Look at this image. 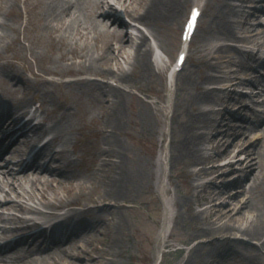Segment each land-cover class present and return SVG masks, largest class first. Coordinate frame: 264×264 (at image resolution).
<instances>
[{
  "label": "bare ground",
  "instance_id": "6f19581e",
  "mask_svg": "<svg viewBox=\"0 0 264 264\" xmlns=\"http://www.w3.org/2000/svg\"><path fill=\"white\" fill-rule=\"evenodd\" d=\"M195 1L0 0V144L6 141L0 150V221L6 223L0 226V264H122L116 256L126 255V248L111 251L97 226L103 224L105 232L119 228L123 212L137 208L132 201L125 204L133 182L122 159L125 149L119 144L99 148L97 168L107 182L101 193L88 197L90 204L79 206V197L85 195L84 176L97 168L79 169L78 158L71 157L77 151L72 134L81 125L75 124V109L61 90L92 88V101L113 106L103 132L107 127L120 129L122 101L132 87L140 89L139 82L156 73L159 63L152 59L153 46L167 50L157 38L158 29L179 22ZM214 1L197 50L207 72L198 80L188 74L179 85L174 82L168 159L180 163L176 176L186 189L172 204L184 206L183 219L190 220L191 230L182 240L194 241L176 264H228L235 256L244 264L245 256L253 260L264 248V127L256 139L246 133L264 120V99L258 114L253 91L238 90L259 85L258 95H264V5L256 3L259 0ZM122 13L139 25L126 22ZM55 49L58 53L52 56ZM97 72L113 82L98 81ZM86 73L93 78L65 79ZM34 101L33 110L27 111ZM229 105L232 111H227ZM154 108L164 113L162 107ZM246 110L258 115L251 129L236 123L247 120L238 114ZM34 119L39 121L31 125ZM158 135L162 141L164 132ZM45 136L48 140L36 149ZM158 165L152 160L149 169ZM233 170L241 173L236 180L217 183L216 178ZM233 183L241 189L228 191ZM226 193L227 201H234L231 208H223ZM237 195L242 197L234 199ZM3 209L39 218L4 217ZM172 218L176 222L177 214ZM236 232L256 245H242ZM46 240L44 248L37 245ZM7 253L13 256L6 258Z\"/></svg>",
  "mask_w": 264,
  "mask_h": 264
},
{
  "label": "rangeland",
  "instance_id": "374dc122",
  "mask_svg": "<svg viewBox=\"0 0 264 264\" xmlns=\"http://www.w3.org/2000/svg\"><path fill=\"white\" fill-rule=\"evenodd\" d=\"M194 3H197L196 5L202 7L201 10H203L201 11L195 33L188 43L185 64L177 75L174 74L173 78H169L174 56L180 47L179 33L184 19L181 18L179 22H174L170 26H162L158 29L157 38L159 42L165 46L167 49L166 51L162 50L160 47H155L153 41L150 40L154 45L151 52L152 59L159 63L155 68L156 73L140 81L139 83L142 84L140 89L132 87L130 89L131 94L122 101L119 109L122 115V125L120 129L110 131L109 127H107V132H103L104 126L108 125V121L113 117L111 116L114 112L113 106L110 104L106 105L105 102L96 103L92 101L89 96V92H91L89 89L92 88H88V86L85 85L81 86L80 89L79 87H66L61 90L72 102L73 109H75V124L81 125L80 129L74 130L72 134V143L77 150L75 154L71 152V146L68 147V153L73 154L71 157L78 158L77 168L82 169L86 165H93L94 169L97 168L99 159L96 160L95 156L99 153V148L101 147L112 149L115 144H119L122 150L125 149L122 156L123 163L126 166L127 173H129L130 177L133 179V182L128 186L129 192L126 196L125 204L130 205L131 203L129 201H132V204L137 206V208L130 212H123V221L119 228H111L109 232H105L106 229L103 224L97 226L99 230L104 231L101 237L104 241H107V246L111 248V251L118 252L120 249L123 250L126 248V255H123V257L116 256L121 260L122 264H176L179 259L186 254V247L194 244V241L185 243L182 240L191 230L189 226L190 220L183 219V216L186 215L184 211L185 207L180 204L173 205L172 201L181 198V194L185 191L186 186L184 183L180 182L181 180L176 176L177 167L180 163L168 159V126L170 125L172 106L176 102L174 82L177 81V85H179L182 77L188 74H191L195 80H198L199 76L207 72L206 68L199 61L200 54L197 50L204 31L207 28L210 9L212 5L215 4V1L196 0ZM256 3H262L264 5V0H259ZM245 4L248 5V3ZM190 5L191 4L187 6L183 17H185ZM122 17L130 24L139 25L131 21L123 13ZM251 21L254 23V20L251 19ZM139 27L143 32H146L144 27L141 25ZM127 32H131L130 28H127ZM232 45L240 44L232 43ZM40 47L42 51L46 52L42 45ZM57 53L58 51L55 49L52 56H56ZM235 55L237 56V54ZM260 55H262V53H260ZM257 56L258 54H255V59ZM240 57L241 59L244 58L243 55ZM230 68L236 69L233 65H231ZM32 69L35 70V68ZM258 69L260 70L261 68L258 67L257 70ZM25 76L30 75L25 73ZM75 77L93 78L90 73H86L81 75H69L65 77V79ZM94 77L100 82H113L103 73L97 72ZM238 90L243 93H248L252 90L253 94L255 93L254 89L248 87H239ZM52 91L55 95L58 94L56 89H52ZM95 93H98V91ZM251 97L257 100L254 108L259 111L262 110L263 106L260 101L264 99V96L251 95ZM54 98L56 99V97ZM53 101L55 102V100ZM32 105L35 106L36 102L34 101L33 104H30V106ZM154 105L162 107L164 113L160 115V113L155 110ZM46 106L51 108L50 102H47ZM232 109L233 106L229 105L227 111H232ZM238 114L239 116L244 114L245 118H247L246 121L236 122L244 128L251 129L252 125L256 124L257 114L254 116L249 110L240 111ZM263 127L264 120L258 126L254 127L253 130H247L246 133L247 135L249 134L250 137L256 139L261 135L260 130ZM160 131L164 132V139L162 141L158 140V132ZM152 160H158L159 165L153 170H150L149 165ZM104 170L107 171V167H105ZM88 174L89 173H87V176H84V179H86V188L84 187L85 195L79 197V206L86 203L89 200L88 197H95L101 193L104 183L107 182V179L102 180V174L100 175L98 168L96 171H92L91 169L90 174ZM239 175H241V173L238 170L228 171L220 178H216V181L219 183V180H223V182L233 179L236 180ZM157 176H159V182L156 181ZM205 179L206 178H202L201 181ZM243 183L244 187L247 186L246 181ZM238 185L239 183H233L228 191H239L241 188ZM163 187L167 192L162 191L161 188ZM262 188L264 190V182L262 183ZM175 189L177 190L175 191ZM87 192L88 196H86ZM222 196V199H225L223 208H231L232 204L230 203H234V201H227V193ZM14 197L15 195L11 194V198ZM241 197L242 196L237 195L234 199H240ZM138 201L140 203L136 204ZM28 203L34 204L31 201ZM87 204L90 203L87 202ZM3 211L5 212L4 217L23 215L26 218H39L38 215L31 213L23 214L15 209H3ZM174 213L177 214L176 222L173 221L172 218ZM241 222H243V220L239 223ZM7 223V225H14L13 223ZM4 224L6 223L0 221V226ZM169 232L172 234L170 238L167 239L166 235ZM234 235L240 237L243 241L242 245L246 247H253L257 243L255 240H245L246 237L237 232ZM14 237H10L8 240H12ZM163 239H167L166 245L163 244ZM260 253L261 255H256L253 260L245 256L243 263H262V261H264V248H262ZM130 255H133V257ZM11 256H13V253H7L5 257L9 258ZM241 261L242 259L235 256L229 259L227 263L238 264V262Z\"/></svg>",
  "mask_w": 264,
  "mask_h": 264
}]
</instances>
